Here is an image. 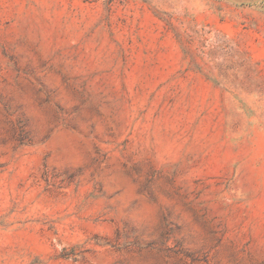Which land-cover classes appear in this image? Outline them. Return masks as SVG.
<instances>
[{
	"label": "rangeland",
	"instance_id": "374dc122",
	"mask_svg": "<svg viewBox=\"0 0 264 264\" xmlns=\"http://www.w3.org/2000/svg\"><path fill=\"white\" fill-rule=\"evenodd\" d=\"M0 264H264V0H0Z\"/></svg>",
	"mask_w": 264,
	"mask_h": 264
}]
</instances>
